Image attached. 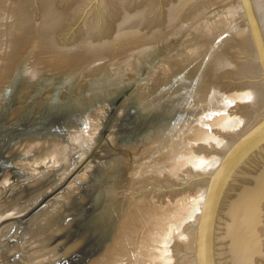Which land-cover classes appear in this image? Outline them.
<instances>
[{
	"label": "water",
	"instance_id": "water-1",
	"mask_svg": "<svg viewBox=\"0 0 264 264\" xmlns=\"http://www.w3.org/2000/svg\"><path fill=\"white\" fill-rule=\"evenodd\" d=\"M0 264H264V0H0Z\"/></svg>",
	"mask_w": 264,
	"mask_h": 264
}]
</instances>
